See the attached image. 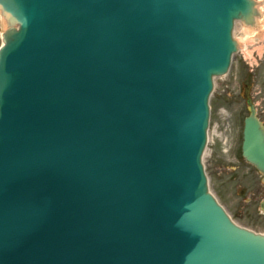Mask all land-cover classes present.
<instances>
[{"label":"water","instance_id":"1","mask_svg":"<svg viewBox=\"0 0 264 264\" xmlns=\"http://www.w3.org/2000/svg\"><path fill=\"white\" fill-rule=\"evenodd\" d=\"M0 264H264L203 156L256 0H0ZM231 72V71H230ZM244 155L264 174V126Z\"/></svg>","mask_w":264,"mask_h":264},{"label":"rangeland","instance_id":"2","mask_svg":"<svg viewBox=\"0 0 264 264\" xmlns=\"http://www.w3.org/2000/svg\"><path fill=\"white\" fill-rule=\"evenodd\" d=\"M3 30L2 16L0 15V44L1 32ZM261 32L263 31L260 29ZM236 37L243 42V49L235 55L231 72L224 77L217 78L215 81V88L211 98V107L213 112V119L225 120V112H220L219 107H224L227 111L234 110L236 106L248 105V99L252 98L257 104H264V94L260 96L255 95V87L252 88V93L247 95L246 91L250 82L248 59L255 48L260 51L264 50V38L256 40L252 38L251 33L242 31L240 24L236 26ZM263 35V33H261ZM259 41V42H258ZM247 57V60L245 59ZM264 73L262 74L263 78ZM264 91V84L260 86ZM226 121V120H225ZM219 132V130H218ZM215 139L216 136L214 135ZM212 144L208 148L204 156V165L209 177L210 187L216 194L221 203L226 207L232 217L241 225L246 226L254 231L264 233V214L257 213V204H252L247 201L250 197V190L246 187V183H240L237 186L231 185L230 188L222 187L217 173V161L213 154ZM239 187L247 188L245 196H240ZM248 202V203H247Z\"/></svg>","mask_w":264,"mask_h":264},{"label":"flooded vegetation","instance_id":"3","mask_svg":"<svg viewBox=\"0 0 264 264\" xmlns=\"http://www.w3.org/2000/svg\"><path fill=\"white\" fill-rule=\"evenodd\" d=\"M254 58L251 59L250 66V89L247 93H252L251 87H255V95L264 94L260 86L264 84V51L259 53L254 50ZM256 114L264 125V104L255 106ZM225 120L218 119V129L214 142L213 154L217 161V173L224 188L231 185L238 187L240 183H246L250 190L249 203L257 204V213L264 214V178L260 171L243 155V140L245 119L251 112L250 105H239L234 110L224 109ZM219 130V132H218ZM240 195L244 196L247 188L239 187ZM247 202V203H248Z\"/></svg>","mask_w":264,"mask_h":264},{"label":"bare ground","instance_id":"4","mask_svg":"<svg viewBox=\"0 0 264 264\" xmlns=\"http://www.w3.org/2000/svg\"><path fill=\"white\" fill-rule=\"evenodd\" d=\"M3 23V22H2ZM3 28H4V25H3ZM251 30V29H250ZM253 30V29H252Z\"/></svg>","mask_w":264,"mask_h":264}]
</instances>
